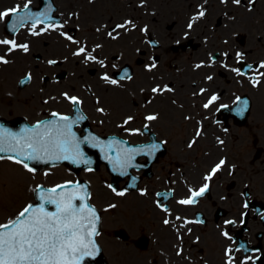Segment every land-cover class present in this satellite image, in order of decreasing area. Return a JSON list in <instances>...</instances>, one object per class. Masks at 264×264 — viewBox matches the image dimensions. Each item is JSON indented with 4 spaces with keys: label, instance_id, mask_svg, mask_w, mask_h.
Returning <instances> with one entry per match:
<instances>
[{
    "label": "flooded vegetation",
    "instance_id": "obj_1",
    "mask_svg": "<svg viewBox=\"0 0 264 264\" xmlns=\"http://www.w3.org/2000/svg\"><path fill=\"white\" fill-rule=\"evenodd\" d=\"M58 7L71 39L61 43L56 32L48 42L55 61L48 102L71 113L68 94L96 132L127 128L162 142L156 150L143 141L158 152L160 178L137 212L114 210L117 229L130 235L116 237V264H264V0H58ZM74 47L85 52L76 56ZM241 57L257 61L255 72H242ZM125 64L133 74L120 82ZM245 95L252 105L240 125L232 106ZM205 185L195 203H179Z\"/></svg>",
    "mask_w": 264,
    "mask_h": 264
},
{
    "label": "snow or ice",
    "instance_id": "obj_2",
    "mask_svg": "<svg viewBox=\"0 0 264 264\" xmlns=\"http://www.w3.org/2000/svg\"><path fill=\"white\" fill-rule=\"evenodd\" d=\"M233 2L239 4L241 0H233ZM24 7L26 9L27 5ZM18 11V8H13L0 12V19L13 15ZM204 14L201 11L199 17H203ZM191 26L189 24V27ZM118 27H123V25H118ZM0 43L11 44L13 49L17 47L14 41L3 40ZM23 48L24 51L28 50L27 45H24ZM84 52L85 49L80 48L75 55H81ZM86 58L95 59L90 55ZM0 62L7 63L8 61L0 57ZM50 63L55 62L50 61ZM261 67H264V65H261ZM104 78L108 79L107 77ZM111 83L115 84L116 81L112 80ZM157 91L159 89H153V92ZM69 99L73 104L79 103V100L75 97ZM215 100L216 97L212 96L204 107H209ZM61 119L67 120L68 118L61 117ZM146 119L155 120L156 116L150 115ZM16 144L19 145V140L16 141ZM26 147L30 151L25 155L23 150H18L17 147L5 146L4 137L0 135V152L11 151L16 156H21L22 159H16L14 156L7 157L8 159H15L16 163H24V160L40 159L38 149L33 143H28ZM152 147L156 148L157 146L153 145ZM2 158L4 157H0V159ZM63 158L70 159L71 157L65 155ZM223 163L224 161H221L213 169V175ZM24 167L28 171H33L26 163H24ZM206 179H211V176L206 177ZM58 187L64 188L65 186L60 185ZM79 188L80 186L76 185L73 191L68 194L60 193L58 196L56 195V188H53L49 190L46 200L42 196L41 199L45 200L46 203L55 205L56 211L53 213L45 210L44 203H41L35 209L29 205L19 214V217L23 219L17 218L11 224L0 225V264H81L85 257L92 256V250L96 247L93 237L98 235L96 221L99 218L96 215V210L88 204L83 203L77 208L73 203L77 199L85 200L84 195H77ZM205 191H207V185L199 191L192 192L190 199L181 200L179 203L193 204L196 202V197L202 196ZM117 195H124V193L118 192ZM164 223L167 224L168 221L165 220Z\"/></svg>",
    "mask_w": 264,
    "mask_h": 264
},
{
    "label": "rangeland",
    "instance_id": "obj_3",
    "mask_svg": "<svg viewBox=\"0 0 264 264\" xmlns=\"http://www.w3.org/2000/svg\"><path fill=\"white\" fill-rule=\"evenodd\" d=\"M6 1H9V0H6ZM9 56L11 60H15L17 62L23 63L26 66H29V63L27 62L28 56H26L25 58L20 57L19 55H16V54H12ZM27 70L28 68H26L25 71ZM20 71H23V73H25L24 69H20ZM7 76L10 77V74L8 71H7ZM0 168H1L0 169V201L3 203V205H0V206L6 208L5 210H1L3 214H0V217L4 216V219L1 220L0 218V222H4V223L13 219L14 216L19 212L21 207L24 205L23 203L25 201L23 200H24V197L26 196V192L31 189V185L28 183V178H29V182L32 184V186H34L35 184L39 182L50 184L51 182L49 178L66 179V178L72 177L71 174L62 167L47 168L39 173L30 172L28 177H26V169L20 166L9 164V165L0 166ZM16 178L19 179L20 193H19V190L18 192L16 190L18 188L14 187L15 182L11 181ZM30 199H32V197ZM19 200L23 202H20Z\"/></svg>",
    "mask_w": 264,
    "mask_h": 264
},
{
    "label": "water",
    "instance_id": "obj_4",
    "mask_svg": "<svg viewBox=\"0 0 264 264\" xmlns=\"http://www.w3.org/2000/svg\"><path fill=\"white\" fill-rule=\"evenodd\" d=\"M1 123H2V122H1ZM2 124H3V123H2ZM39 132H41V128L39 129ZM39 132H38V130H37V134H40ZM0 135H2V136L4 137V140H5V146L12 145V146H14V147H17L18 150H23V152H24V154H25L24 148L20 147V145H25V142H23V140H22L20 137L15 136V135L5 136L2 132H0ZM13 137H15V139H13ZM17 140H19V145L16 144V141H17ZM61 151H62L61 154L63 155V157H64L65 155H68V156L71 157L70 159H68L69 161L75 159L73 156H78V157H80V156L82 155V153H83V156H84V157L87 156V155L85 154L84 150H83V151L80 150V151H81V152H80V151H76V150H74V149L70 150V149H67V148H63ZM41 152H42V150H41ZM4 155H10V156H15V157H21V156H16V154H15L14 152H11V151H9V152H0V157H2V156H4Z\"/></svg>",
    "mask_w": 264,
    "mask_h": 264
}]
</instances>
